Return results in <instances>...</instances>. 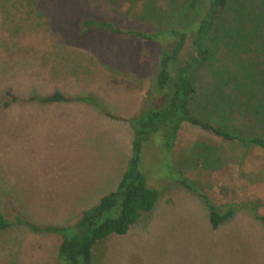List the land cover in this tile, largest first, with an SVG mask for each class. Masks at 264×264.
I'll return each instance as SVG.
<instances>
[{
	"label": "rangeland",
	"instance_id": "374dc122",
	"mask_svg": "<svg viewBox=\"0 0 264 264\" xmlns=\"http://www.w3.org/2000/svg\"><path fill=\"white\" fill-rule=\"evenodd\" d=\"M165 1L162 28L183 2L162 0L159 6ZM37 8L27 0H0V191L22 217L66 226L114 190L123 175L132 140L127 119L158 98L152 88L160 47L95 31L78 37L80 20L97 13L90 7L61 14ZM104 47L119 55L120 70L103 66L98 52ZM53 91L92 94L121 119L82 102L30 99ZM151 143L144 145L141 168L148 185L161 190L157 203L127 233L95 245L92 264H264V223L255 216H264V178L253 176L264 170V151L232 145L189 123L172 151ZM193 144L220 148V166L186 156L198 150ZM180 173L217 205L240 207L213 229L203 200L173 181ZM59 242L57 235L19 225L0 230V264H60Z\"/></svg>",
	"mask_w": 264,
	"mask_h": 264
},
{
	"label": "trees",
	"instance_id": "16d2710c",
	"mask_svg": "<svg viewBox=\"0 0 264 264\" xmlns=\"http://www.w3.org/2000/svg\"><path fill=\"white\" fill-rule=\"evenodd\" d=\"M27 1L38 7L39 13L92 8L97 13L80 20L78 37L95 31L112 38L157 44L160 51L152 91L158 98L127 119L132 128L131 152L114 190L66 226L39 225L22 217L11 210L7 196L0 191V230L19 225L35 233L57 235L60 264H92L95 245L112 234L127 233L157 203L161 190L148 185L141 168L145 143L152 142L160 151H172L182 125L189 123L232 145L264 151V1L259 0L258 5L257 0H183L175 20L165 28L160 26L165 21L160 19L164 18L160 8L164 12L167 9L166 1L159 6L162 0ZM153 19L155 26H148L146 21ZM98 53L106 69L120 70L119 55L111 48L104 47ZM7 95L13 101L18 99L10 91ZM30 99L46 104L82 102L96 106L108 117L121 119L104 110L92 94L80 98L53 91ZM193 145L198 150L191 148L186 156H194L213 169L220 166V148ZM258 175L264 178V170L253 176ZM173 181L203 200L213 229L240 207L238 203L217 205L181 173ZM255 216L264 223L263 215Z\"/></svg>",
	"mask_w": 264,
	"mask_h": 264
}]
</instances>
